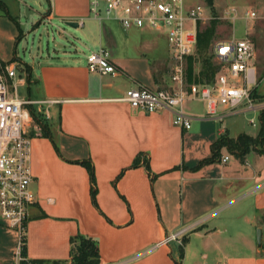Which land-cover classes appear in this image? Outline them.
I'll return each instance as SVG.
<instances>
[{"label":"crops","instance_id":"0c3cea01","mask_svg":"<svg viewBox=\"0 0 264 264\" xmlns=\"http://www.w3.org/2000/svg\"><path fill=\"white\" fill-rule=\"evenodd\" d=\"M47 2V19L87 27L89 40L108 51L118 71L91 70L62 48L18 70L17 84L31 92L22 98L34 100L26 132L37 200L30 207L26 259L66 260L72 236L82 234L97 242L99 264H264V152L253 147L241 159L223 146L213 157L222 136H258L261 112L237 110L218 119L206 116L204 100L189 99L192 127L183 128L170 111L133 108L123 99L129 88L170 84L163 79L164 64L172 63L166 33L137 28L141 47L129 50L106 22L112 12L95 14L91 0ZM239 5L244 14L255 10L264 17V0H233L229 9ZM34 12L27 0H0L2 59L10 60ZM91 17L99 19L98 31ZM175 232L179 239L157 245ZM0 237V264H22L19 236L0 225ZM16 237L17 245L4 244Z\"/></svg>","mask_w":264,"mask_h":264},{"label":"built area","instance_id":"2783aa9c","mask_svg":"<svg viewBox=\"0 0 264 264\" xmlns=\"http://www.w3.org/2000/svg\"><path fill=\"white\" fill-rule=\"evenodd\" d=\"M103 2L107 12L119 13L123 27L162 30L170 45V84L155 89L142 84L129 88L123 99L133 108L147 113L170 111L173 124L183 128L192 127L193 116L185 107L189 99L204 100L206 116L218 119L237 110H264V97L257 91L256 45L249 36L232 37L214 45V56L223 67L215 80H188L187 59L198 44L199 23L210 17L202 4L186 7L184 0H91V11L99 14ZM245 15L255 18L257 12L249 10ZM87 64L91 70L103 74L118 71L105 48L92 50ZM18 76L17 65L0 57V214L9 227L17 229L18 256L24 260L21 253L23 237L27 233L30 207L37 200L32 189L34 174L29 161L31 136L26 132L31 118L29 105L34 100L20 96L18 84L14 82ZM221 159L227 161L229 156ZM180 233L168 234L157 245L179 239Z\"/></svg>","mask_w":264,"mask_h":264},{"label":"rangeland","instance_id":"374dc122","mask_svg":"<svg viewBox=\"0 0 264 264\" xmlns=\"http://www.w3.org/2000/svg\"><path fill=\"white\" fill-rule=\"evenodd\" d=\"M27 1L39 12H34V16H30V23L25 27V33H23L21 38L13 45L12 49H14V54L9 58L10 60H8L14 62L20 72L22 71V67L25 65V62L31 63L34 61V58H40L41 55L47 56L49 53H54L56 49H67L72 55L86 61L89 53L92 50L99 51L101 49L100 44L93 45V41L89 40L90 38L87 27H79L78 29H75L68 27L66 24L58 20L47 19V17H45L46 10L49 8L47 0H42L43 5H41V3L37 1ZM190 1L194 4L200 3L205 7L207 11L210 10L208 12V15L211 17L204 19L199 23L198 35L199 32H202L203 37L207 35L209 38V45L207 48L202 49L201 51L202 42H200L199 40L194 50L193 54H196L199 62L195 63L194 65V69L192 72L193 80H196L201 76L204 70L201 60L205 57H208L213 65L219 68L217 74L222 70V65L214 56V45L218 41L226 40L232 37L242 38L245 36H249L256 45L255 60H257L256 64L258 83H260V80L263 77L262 84L260 86L258 85V90L264 92V17L258 16L255 18H247L244 14L246 9L242 5L238 6L237 11L229 9V7L231 8L232 6L233 0ZM211 1L217 6H212L213 4L211 3ZM238 3L240 2H237V4ZM102 9V14L106 16L107 10L105 2L102 3ZM227 10H229V12L231 13L228 14ZM115 14L116 12L113 11L111 13L112 17L107 19L106 22L114 26L117 37L122 42L123 47H126L127 49L129 48V50H132L135 47H141L140 44L138 45V43H140L142 39L139 31L140 29H137L139 27H123L122 29L123 25H119L117 19L115 18ZM261 15L263 16V14ZM25 17L26 16H24V18L22 19L23 23H25ZM88 22H93L97 31L100 29L99 19L91 17ZM35 23H38V25L34 26ZM125 43H127L126 45L128 46H125ZM165 47L169 49L167 43L165 44ZM171 64H164L166 71L165 76L163 77L164 80L166 79V77L170 79ZM189 75L190 73L187 69V77ZM19 78L20 76L16 77L14 82L18 83ZM18 93L21 97H29L31 92L29 90L28 84L19 83ZM0 225L9 227L8 222L1 216V214ZM11 229L16 233V236H19L17 229ZM6 243L8 244V246L10 245L13 247V245L18 244V238L16 237L14 242L6 240L4 244ZM68 264L70 263L68 262Z\"/></svg>","mask_w":264,"mask_h":264},{"label":"trees","instance_id":"16d2710c","mask_svg":"<svg viewBox=\"0 0 264 264\" xmlns=\"http://www.w3.org/2000/svg\"><path fill=\"white\" fill-rule=\"evenodd\" d=\"M213 4V2L211 1ZM202 42L201 44V51L205 49L209 45V38L208 36H204L202 32H199L198 35V42ZM199 62L196 54H191L188 56L187 59V69L190 73L189 81L194 82H212L215 80L217 72L219 70L218 67L214 66L213 63L210 61L208 57H205L201 60L203 63V72L198 79L193 80L192 72L194 69L195 63ZM32 113H34L32 111ZM261 129L259 135L254 137L248 134H241L238 138H229L226 136H222L219 138L213 145L214 148V158L220 155V149L223 146H227L229 150L234 152L238 157L244 159L246 153L253 147L257 148L258 151L264 152V110L261 111ZM91 171L92 178H94V171L92 166H89ZM93 198L95 201V191L93 194ZM26 234L23 237V246L21 249L22 255L25 257L22 260V264H99L100 263V250L97 242L91 238L84 236L82 234H76L71 238V254L70 258L66 260H44V259H30L27 260V246H26Z\"/></svg>","mask_w":264,"mask_h":264},{"label":"water","instance_id":"95a60500","mask_svg":"<svg viewBox=\"0 0 264 264\" xmlns=\"http://www.w3.org/2000/svg\"><path fill=\"white\" fill-rule=\"evenodd\" d=\"M67 24L73 27L78 26V22H73V21H68ZM258 241L259 243H262V230L261 229L258 230Z\"/></svg>","mask_w":264,"mask_h":264}]
</instances>
